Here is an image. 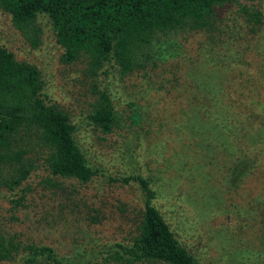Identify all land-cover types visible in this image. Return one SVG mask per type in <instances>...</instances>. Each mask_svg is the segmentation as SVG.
Listing matches in <instances>:
<instances>
[{"label":"rangeland","instance_id":"obj_1","mask_svg":"<svg viewBox=\"0 0 264 264\" xmlns=\"http://www.w3.org/2000/svg\"><path fill=\"white\" fill-rule=\"evenodd\" d=\"M261 5L264 10V0ZM217 17L211 39L151 40L135 50L132 71L122 74L113 61L93 69L85 56L64 61L46 15L22 30L0 10V45L34 67L40 96L80 128L77 144L105 173L85 183L54 177L43 160L46 150L29 143L27 178L12 190L0 188V228L24 240L51 241L61 254L85 261L103 245L136 234L137 185L107 178L137 173L150 182L152 204L194 264H246L242 253L226 258L240 247L261 250L264 260V152L258 167L229 189L224 179L235 158L234 135L209 116L225 108L246 145L264 135V23L251 28L233 10ZM100 91L114 110L108 133L84 123Z\"/></svg>","mask_w":264,"mask_h":264},{"label":"trees","instance_id":"obj_2","mask_svg":"<svg viewBox=\"0 0 264 264\" xmlns=\"http://www.w3.org/2000/svg\"><path fill=\"white\" fill-rule=\"evenodd\" d=\"M261 1L0 0V10L22 30L31 26L37 14L46 15L55 41L62 48L64 61L85 56L90 69L113 61L124 74L134 67L135 50L151 40L163 43L171 35H181L179 39H184L199 34L210 36L219 31V10L241 12L251 28L262 25ZM39 90L34 67L16 60L0 45V188L12 190L27 178L32 166L26 155L31 149L29 143H36L46 150L43 160L54 177L85 183L95 176H104V170L92 166L77 144L76 131L80 128L70 122L65 112L45 102ZM90 105L84 123L91 124L99 133H108L114 122L108 94L98 92ZM209 116L219 120V127L226 135H234L231 144L235 158L224 182L229 189H235L258 167L259 157L264 152V135L259 140L250 133V144L246 145L239 140L241 128L232 126L225 108L215 109ZM26 131L34 136L29 137ZM107 179L122 183L132 180L137 185L141 210L137 232L131 239L103 245V249L83 261L81 257L61 254L51 241L24 240L4 225L0 228V264H194L191 254L178 243L152 204L155 191L144 176L135 173L120 178L108 176ZM260 251L240 247L229 252L226 258L243 254L246 264H263V252Z\"/></svg>","mask_w":264,"mask_h":264}]
</instances>
